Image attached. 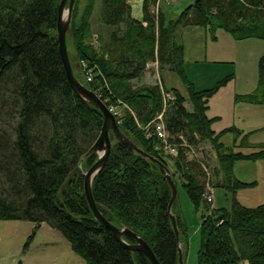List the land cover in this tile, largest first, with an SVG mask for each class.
Masks as SVG:
<instances>
[{
  "label": "trees",
  "instance_id": "trees-1",
  "mask_svg": "<svg viewBox=\"0 0 264 264\" xmlns=\"http://www.w3.org/2000/svg\"><path fill=\"white\" fill-rule=\"evenodd\" d=\"M60 1L0 0V220L29 221L35 229L48 225L86 264H150L145 255L120 244L96 221L84 195L82 170L97 160L96 154L84 155L100 133L103 116L76 95L64 72L56 37ZM95 4L96 0H87L80 13L76 0L70 22L76 60L94 69L92 80L84 84L107 105L123 107L122 131L168 167L155 149L158 140L146 136L152 129L143 131L164 110L168 141L178 145L181 160L175 161L172 178L200 216L196 264H264V203L247 207L233 198L229 209L211 208L202 197L203 161L186 160L179 136L190 146L209 143L216 156L212 184L231 195L255 184L236 179L234 166L238 161L263 160L264 143L250 153L225 146L222 136L239 137L240 130L213 131L215 119L208 118L206 110L232 76L209 88H196L186 74L184 46L177 39L180 27H198L213 39L217 30H223L235 40H264V0H194L175 18L168 17V9L152 13L156 1L144 0L142 20L131 16L127 0H101L97 47L90 43ZM151 62L177 75L186 96L167 88L162 80L142 83ZM257 72L255 91L235 95V103H264V54ZM167 93L172 99H166ZM241 144L246 146L245 138ZM92 192L110 223L142 238L160 264H178V243L168 215L171 193L154 162L113 142ZM171 210L185 257L189 229L177 201ZM33 235L34 231L29 240ZM124 240L135 243L127 235Z\"/></svg>",
  "mask_w": 264,
  "mask_h": 264
},
{
  "label": "rangeland",
  "instance_id": "rangeland-1",
  "mask_svg": "<svg viewBox=\"0 0 264 264\" xmlns=\"http://www.w3.org/2000/svg\"><path fill=\"white\" fill-rule=\"evenodd\" d=\"M86 2L87 0H79L80 13H82ZM193 2L194 0H171L169 3L160 2L159 9H169L170 14L173 18H175L184 8ZM153 10H155V8H153ZM100 11L101 0H96L91 19L94 36H92L90 41L94 47H97L96 31L99 30L98 16ZM207 36L209 39L210 35L207 34ZM204 38V30L198 27H180L177 31L178 42L184 46L186 74L190 79L195 80L194 83L197 88L201 85L209 86L212 84L214 79L211 77L217 74L214 73V71L206 69L202 66L206 63L204 59ZM260 41H263L262 43H264V40ZM67 51L69 57L74 59L75 55L70 34H68L67 37ZM260 57L261 56H259L258 59H251V63L250 60L247 59V66L244 70L246 77H248V73L250 71L249 64H251L252 69V63L256 62L257 64ZM195 61H198V64H194ZM158 73L159 76L157 74L153 75L154 81H159L162 74V80L167 88L177 89L186 96L184 86L177 75L167 71V67H164L162 70L160 69ZM153 77L151 75V78ZM78 78L81 80V77L78 76ZM219 99L220 95L216 96L215 94L210 100V104L216 103ZM185 107L188 111H192L191 104L188 101H186ZM226 137L227 138L223 139V142L230 146L232 143V136ZM197 146V157L206 161L209 166L214 167L216 165V158L214 156L215 152H213L209 143L204 141L199 143ZM238 151L244 153L251 152L250 150L242 149L236 150L235 152ZM160 153L163 155L164 159L170 166V170L173 172L175 161L178 160L181 162L178 154L171 155L165 150H162ZM82 171L84 172V170ZM234 175L241 181H252L255 178L259 179L260 176L262 181L259 182V187H255L254 189H251V187L238 192L237 200L242 205L247 207H256L264 203V159L257 160L256 162L244 160L238 161L234 166ZM176 178L179 182L180 177L176 175ZM233 198L236 199L234 195L229 193L225 196V192L220 188L214 191V204L218 207H225L229 209ZM177 202L181 210H183V214L187 218L189 225V245L184 257V262L185 264H196L199 247V234L197 226L200 224V216L194 211L191 202L181 187H178ZM209 204L211 208H213V204ZM35 226L36 225L34 223L24 220H0V264H18L19 262L21 264H86L81 257L76 255L71 250L68 241L58 231L50 228L46 224H41L37 229H35ZM33 231L34 235L31 240H29ZM242 264L247 263L243 262Z\"/></svg>",
  "mask_w": 264,
  "mask_h": 264
},
{
  "label": "crops",
  "instance_id": "crops-1",
  "mask_svg": "<svg viewBox=\"0 0 264 264\" xmlns=\"http://www.w3.org/2000/svg\"><path fill=\"white\" fill-rule=\"evenodd\" d=\"M143 2L144 0H127V3L129 4L131 9V16L137 20H142ZM167 12L168 17H172L169 9L167 10ZM207 34L209 33L206 32L205 34L204 31V59L206 63H204L205 65L202 66L206 69L214 71V73L217 74L211 77L214 79V82L212 84H210L209 86H198V89L209 88L223 77L227 75L232 76L229 82L224 87L220 88L216 93V96L220 95V99L216 103L210 104V101L208 103L206 115L210 119H215L211 124V128L215 132H221L222 130L229 127L237 128L238 130H240L239 137H235L232 133H227L222 136L221 141L223 142V139L227 138L226 136H232V143L230 146L226 145L223 142L229 150H232L234 152L240 149L250 150L251 152L255 151L256 146L264 143V103H235L234 97L235 95H246L255 91L258 83L256 62L252 63V69L251 64L248 63L250 65L248 77H246L244 70L247 66V59H249L251 63V59H258L259 56H262L264 54V43H262L263 41H260L262 39L256 38L235 40L228 32H225L223 30L216 31L215 39H213L211 36H209L208 39ZM197 62L198 61H195L194 64H198ZM159 70L155 62L149 63L146 67L145 72L143 73L141 82L148 85L156 84L153 75L156 73V71ZM75 72L78 75L81 74L77 64L75 66ZM151 75L153 78H151ZM190 80L195 85V80ZM242 138H245L246 146L241 144ZM247 145L250 147H247ZM260 181L262 180L259 176V179L255 178L252 181L243 180L242 182H255V184L251 188L254 189L255 187H259ZM219 188L225 192V196L227 193H229L222 187H216V189ZM243 190H239L234 194L236 200L238 192H241ZM213 207L216 208L218 206H216L213 202ZM181 211L183 213V210ZM185 220L189 229L186 217Z\"/></svg>",
  "mask_w": 264,
  "mask_h": 264
},
{
  "label": "water",
  "instance_id": "water-1",
  "mask_svg": "<svg viewBox=\"0 0 264 264\" xmlns=\"http://www.w3.org/2000/svg\"><path fill=\"white\" fill-rule=\"evenodd\" d=\"M75 0H61L58 7V19L56 24V37L58 42V50L62 61L63 69L67 80L72 90L87 103L94 106L100 111L103 116V123L100 133L91 146L84 158L91 154L97 155V160L83 172V190L88 206L97 222L102 224L109 230L116 240L131 251L140 252L148 259L150 264H160L153 254L148 244L140 238L137 234L132 232L127 227H117L110 223L98 210V206L93 198L92 184L98 172L103 168L105 162L111 152L113 142H118L126 145L131 151L142 156L147 161L154 162L164 179L166 180L170 189V201L168 203V215L172 224L173 231L178 243V264H185L184 262V248L179 240L180 233L177 227L176 218L172 213V205L177 199L178 191L176 183L174 182L169 169L157 158L149 155L141 150L136 143L131 140L121 129V125L117 118L112 114L107 105L98 97L96 93L88 89L75 75L67 51V37L70 32V22ZM113 141H112V139ZM131 237L135 243L128 244L124 240V236ZM18 264H21L20 262Z\"/></svg>",
  "mask_w": 264,
  "mask_h": 264
},
{
  "label": "built area",
  "instance_id": "built-area-1",
  "mask_svg": "<svg viewBox=\"0 0 264 264\" xmlns=\"http://www.w3.org/2000/svg\"><path fill=\"white\" fill-rule=\"evenodd\" d=\"M160 0H157V3ZM169 1V0H166ZM82 70L84 72V76L87 82H90L93 78L94 69L90 68L88 64L85 61L80 62ZM166 99H172L170 94L165 95ZM109 110L116 116H119V111L116 106H109ZM149 127L152 129L151 133H148V137H155L158 140V144L156 145V149L158 151H166L168 154L171 155H177L179 153L178 145L172 144L168 141V133L165 127L164 122V110L157 113L153 120L147 125L146 130L149 129ZM180 140L182 141V144H180L181 147H185L187 149V155H189L191 158L195 155V150L186 143V141L183 139V137L179 136ZM204 171L206 172V180L204 185V191L202 193V197L205 198L208 202L212 201V187L210 185V176L207 171V168L203 166Z\"/></svg>",
  "mask_w": 264,
  "mask_h": 264
}]
</instances>
